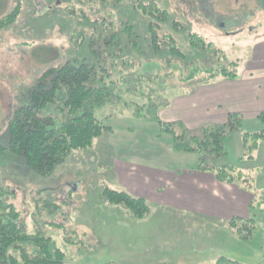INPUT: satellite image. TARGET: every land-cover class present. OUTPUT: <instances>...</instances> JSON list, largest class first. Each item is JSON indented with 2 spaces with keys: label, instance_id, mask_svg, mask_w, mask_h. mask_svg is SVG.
<instances>
[{
  "label": "rangeland",
  "instance_id": "obj_1",
  "mask_svg": "<svg viewBox=\"0 0 264 264\" xmlns=\"http://www.w3.org/2000/svg\"><path fill=\"white\" fill-rule=\"evenodd\" d=\"M74 1L6 0V13L20 5V14L9 28L0 31V143L7 145V120L26 103L37 78L65 61L102 64L106 58L105 64L109 65L110 60L116 59L124 72L131 68L133 74L146 77L140 83L134 78L126 79L125 82H130L120 92L122 100L105 107L107 113L122 111L117 118L106 121L112 133L106 132L91 147L71 153L51 177L37 176L19 157L0 156V184L14 193L9 202L20 213L24 227L30 233L40 230L50 237L64 252V264H215L221 256L242 264H264V209L255 213L256 225L250 238L242 240L217 218L175 208L164 211L152 202L147 219L138 221L125 207L109 205L99 197L105 186L113 185L112 159L130 155L140 137L148 136L145 145L160 148L156 157L171 152V137L160 135L162 142L150 139L149 135L159 134L157 120L182 124L191 134L201 133V123L207 125L211 115L203 106V94L198 97L200 89L220 81L242 84L251 71L264 80V0H154L168 13V22L157 29L158 39L162 42L163 35L173 38L185 54L186 64L181 66L198 64L199 72L192 79H187L189 73L168 65L171 40L162 45L160 53L148 46L149 20L132 7L133 0H124L110 11L115 21H128L134 26L139 50L133 45L116 54L115 46L111 45L109 59L105 49L99 57L86 44L75 45L72 36L79 34L77 17L64 11ZM190 33L198 34L206 48L189 46ZM128 57L134 64H123ZM223 59L224 65L237 63L236 78L205 82L208 75L204 70L217 66ZM129 88L131 93L127 91ZM258 89V96L234 97L236 105L243 107V111H238L241 128L225 139L227 156L216 161V165L231 164L247 172L256 192L261 193L264 141L259 142L253 159H240L242 134L264 129L258 118H251V113L264 106V85ZM130 101L147 104L145 118L137 121L132 117L131 110L123 106ZM117 146L125 150L120 151ZM144 153L138 151L135 161L141 160ZM205 158L210 160L209 156ZM170 161L174 167H191L196 162L193 154L185 153L172 155ZM65 237L73 239V244L65 243Z\"/></svg>",
  "mask_w": 264,
  "mask_h": 264
},
{
  "label": "trees",
  "instance_id": "obj_2",
  "mask_svg": "<svg viewBox=\"0 0 264 264\" xmlns=\"http://www.w3.org/2000/svg\"><path fill=\"white\" fill-rule=\"evenodd\" d=\"M124 0H75L64 8L71 17H77L79 33L72 36L74 44L84 43L89 51L96 56L107 51L111 59V45L115 53L121 54L129 47L139 50V42L134 26L128 21H115L112 10ZM87 2V3H86ZM132 7L137 9L149 20L148 31L152 51L160 53L169 40L168 65L179 72L189 73L187 79L199 72L198 64L186 65L183 62L185 54L174 43L169 35H163L162 42L158 39L157 29L168 22V13L160 8L154 0H133ZM6 0H0V31L9 28L20 14V5L6 13ZM177 21L174 22L175 29ZM85 25V27H84ZM72 39V38H71ZM189 46L195 49H205L204 40L198 34L190 33ZM98 46L94 49V45ZM211 44L207 47L210 49ZM218 56L219 55L216 54ZM103 58V57H102ZM127 59V65L134 64ZM225 59L217 66L205 69L208 75L204 81L218 79L233 80L236 78V62L224 65ZM104 63L86 61H65L50 68L40 75L34 87L28 92L26 103L16 108L7 120L8 143H0V156L14 155L24 160L26 166L37 176L49 178L55 169L63 165L74 151L84 150L93 145L94 141L106 132L112 133V127L106 125L122 114L104 111L109 104L122 100L121 90L134 78L143 82V74L135 73L134 69L124 72L119 68L116 59ZM175 61V63H174ZM179 63V64H178ZM128 67V66H127ZM148 78V77H147ZM130 80L125 82V80ZM125 87V88H124ZM131 93L130 88L127 90ZM143 94H140L142 98ZM147 104L137 101L124 102L123 106L131 110V115L137 121L145 118ZM264 125V112L257 115ZM157 120V119H156ZM242 119L238 114H230L224 124H216L202 128L200 134H191L182 124L162 123L157 120L159 134L171 137L174 152L193 154L198 158L194 169L209 172L216 180L225 184H237L243 190L253 195L249 205L251 216L233 218L228 227L236 232L240 239L248 240L255 229V213L264 209V192H256V187L248 179V173L231 164L216 165V161L227 156L225 139L232 133L240 131ZM243 154L240 159H253L252 154L258 149V144L264 141V129L259 132L243 133L241 136ZM205 156H209L205 158ZM100 199L109 205H121L127 209L133 219L143 220L151 211L149 204L141 197H133L127 192L105 186L99 194ZM14 193L0 184V264H64L65 254L48 236L40 230L30 233L21 221V215L15 206L9 202ZM65 231L62 226H57ZM73 239L65 237L67 244H73ZM215 264H242L227 257H219Z\"/></svg>",
  "mask_w": 264,
  "mask_h": 264
},
{
  "label": "crops",
  "instance_id": "obj_3",
  "mask_svg": "<svg viewBox=\"0 0 264 264\" xmlns=\"http://www.w3.org/2000/svg\"><path fill=\"white\" fill-rule=\"evenodd\" d=\"M251 72L245 75L242 84L220 81L214 86L200 89L198 97L203 94L205 100L203 106L211 115L207 125L201 123L202 127L224 124L228 114H239V110L243 111L241 105H236L234 97L258 96L256 89H262L264 80H261L263 77L256 78ZM261 112H264V106L251 113L254 116L251 118H257ZM149 136L152 142L155 140L162 142L160 136ZM145 142H149L148 136L140 137L139 144L133 146L130 155L110 160L114 173L111 188L127 192L133 197H141L148 204L154 202L163 207L164 211L175 208L206 218H217L225 225L233 218L246 219L251 216L249 205L253 201V195L243 190L241 186L221 183L209 172L196 171L195 162L191 167H179L180 165L174 167L170 157L177 152L173 151L172 146L171 152L167 154L162 152V158H159L155 154L159 153L160 148L149 146L147 143L145 145ZM117 147L120 151L124 148ZM108 148L111 155V144ZM138 151L145 153L140 156L141 160L135 161L134 156ZM147 216L143 220H146Z\"/></svg>",
  "mask_w": 264,
  "mask_h": 264
}]
</instances>
